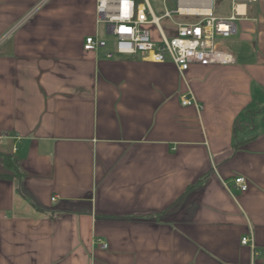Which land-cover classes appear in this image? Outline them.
Wrapping results in <instances>:
<instances>
[{
  "label": "crops",
  "instance_id": "crops-1",
  "mask_svg": "<svg viewBox=\"0 0 264 264\" xmlns=\"http://www.w3.org/2000/svg\"><path fill=\"white\" fill-rule=\"evenodd\" d=\"M236 9L235 63L181 73L107 58L96 0H0V264H264V0Z\"/></svg>",
  "mask_w": 264,
  "mask_h": 264
},
{
  "label": "built area",
  "instance_id": "built-area-1",
  "mask_svg": "<svg viewBox=\"0 0 264 264\" xmlns=\"http://www.w3.org/2000/svg\"><path fill=\"white\" fill-rule=\"evenodd\" d=\"M175 10H166L163 16L157 17L149 0L136 2L135 0H96L97 22L105 27L106 36L113 42V50L105 56H136L141 60L152 63L172 62L181 73L186 72L192 65L200 66H228L235 63L232 53L222 45V39H228L236 33V20L239 4H254L258 0H231L233 13L230 17H219L214 13H187L181 9L199 8L200 1L176 0ZM195 15L201 19L195 23L178 24L176 35L168 37L160 26L162 19L173 20L174 15ZM151 26L159 31V39H154ZM108 41L99 34L85 39L84 50L87 52L106 49ZM196 101L190 97L182 98L183 106L195 105ZM246 180L236 178L235 189L244 190ZM56 201V198H52ZM242 245H249L250 239L243 237ZM107 249V244H102Z\"/></svg>",
  "mask_w": 264,
  "mask_h": 264
},
{
  "label": "rangeland",
  "instance_id": "rangeland-1",
  "mask_svg": "<svg viewBox=\"0 0 264 264\" xmlns=\"http://www.w3.org/2000/svg\"><path fill=\"white\" fill-rule=\"evenodd\" d=\"M149 3L157 17L164 15L166 10L170 11L177 8L176 0H149ZM177 16V15H174ZM168 20H162L161 25L163 28H167ZM170 37V36H169Z\"/></svg>",
  "mask_w": 264,
  "mask_h": 264
},
{
  "label": "bare ground",
  "instance_id": "bare-ground-1",
  "mask_svg": "<svg viewBox=\"0 0 264 264\" xmlns=\"http://www.w3.org/2000/svg\"><path fill=\"white\" fill-rule=\"evenodd\" d=\"M182 12H187V13H191V14H194V13H210L209 10H206V9H199V8H187V9H184V7H182L181 9Z\"/></svg>",
  "mask_w": 264,
  "mask_h": 264
},
{
  "label": "trees",
  "instance_id": "trees-1",
  "mask_svg": "<svg viewBox=\"0 0 264 264\" xmlns=\"http://www.w3.org/2000/svg\"><path fill=\"white\" fill-rule=\"evenodd\" d=\"M136 2H141L142 0H135ZM3 175H0V177H2Z\"/></svg>",
  "mask_w": 264,
  "mask_h": 264
}]
</instances>
